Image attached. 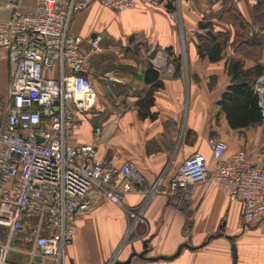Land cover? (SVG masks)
Returning <instances> with one entry per match:
<instances>
[{
  "label": "crops",
  "instance_id": "obj_1",
  "mask_svg": "<svg viewBox=\"0 0 264 264\" xmlns=\"http://www.w3.org/2000/svg\"><path fill=\"white\" fill-rule=\"evenodd\" d=\"M18 4L23 11H28L34 7L35 0H18ZM167 4L151 7L137 1L134 9L117 13L130 20L122 30L113 23L118 15L113 14V19L110 14L113 12L102 7L105 10H101L99 5L94 4L74 15L71 30L81 37L92 29L96 33L105 30L115 38L127 33L129 37L140 35L147 39L149 47L172 48L171 51L177 54L181 30L189 34L195 28L197 31V23L203 19L202 14L189 6L190 0H180L177 31L173 9L168 10ZM12 5L13 0H0V21L10 16ZM239 7L237 9L241 11ZM93 35L97 34L92 33L89 37L93 38ZM129 37L128 42L132 43L134 37L131 40ZM187 41V54L192 65L198 67L203 62L210 67V71H186L185 76L180 71L178 74L175 71H158L150 59L149 64L162 83L161 87L153 88L144 80V70L149 64L141 71H131L129 68L136 64L126 61L124 64L130 65L112 71L120 80L114 85L103 79L106 71L91 70L95 103L89 113L73 114L75 123L68 143L73 146L90 144L94 129L102 127L99 157L113 168L130 162L134 171L144 177L145 192L124 194L120 204L101 197L92 212L77 218L76 235L71 245L65 248L66 258L60 264H107L133 223L131 212L137 214L136 222L144 226L139 227L136 238L120 251V258L125 260L132 251H142L145 241L148 257L171 256L182 243L196 247L194 250L182 248L180 254L169 261L135 259L131 264H264V221L243 224L242 206L229 199L224 186L198 184L194 187L190 202L192 207L197 206L199 219L195 216L190 231H185V213L170 207L166 195L149 193L158 179L162 180L161 186L165 188L177 167L193 153L202 154L212 164L209 139L224 140L226 154L243 151L251 165L264 164L262 128L230 129L218 106L221 94L231 85V78L222 69L224 60L209 63L199 59L193 34ZM232 42L233 33L229 44ZM228 50L227 56H231V48ZM260 62L258 64L264 66V61ZM254 65L256 63L246 68ZM219 68L222 70L219 71ZM11 72L12 65L7 61L6 53L0 50V115H4L8 107L7 85ZM150 90L153 101L149 113L153 114V119L139 116L137 108L138 102ZM220 233L223 236L211 238L201 245L209 236ZM225 236L232 239L228 240ZM232 242L236 247L235 262L231 255Z\"/></svg>",
  "mask_w": 264,
  "mask_h": 264
},
{
  "label": "built area",
  "instance_id": "obj_2",
  "mask_svg": "<svg viewBox=\"0 0 264 264\" xmlns=\"http://www.w3.org/2000/svg\"><path fill=\"white\" fill-rule=\"evenodd\" d=\"M137 1L151 7L173 0H35L0 21V50L12 72L8 107L0 115V264H60L77 232V218L92 212L101 197L120 204L124 194L144 191V177L130 162L113 168L98 154L103 128L93 142L70 145L74 113H89L95 103L89 60L100 53V36L84 41L71 30L79 12L97 4L113 13L132 10ZM103 79L120 82L112 71ZM264 127V74L254 82ZM213 162L193 153L177 167L165 188L158 179L149 190L181 209L198 184L221 185L241 204L243 224L264 221V164L251 165L243 151L226 154L227 144L209 139ZM134 216V213H129ZM9 252L26 263L8 261Z\"/></svg>",
  "mask_w": 264,
  "mask_h": 264
},
{
  "label": "rangeland",
  "instance_id": "obj_3",
  "mask_svg": "<svg viewBox=\"0 0 264 264\" xmlns=\"http://www.w3.org/2000/svg\"><path fill=\"white\" fill-rule=\"evenodd\" d=\"M170 4L173 5V22L176 30L178 31V9L180 0H173ZM238 5H240L239 8L241 11L237 9ZM256 5L258 6L255 8ZM189 6L193 10H197L199 14H202L201 17L203 20L210 21L213 24L214 30L220 29L222 31H226L228 34H230V36L233 33V42L227 45L226 55L223 58V71H226V63L231 59L241 60L245 68L249 67V65L252 63L258 64V62L264 61V0H190ZM232 7H235L241 13L242 18L248 22L247 29L241 28V26L239 27V22L235 21L234 18H232L228 13L225 12L226 14H219L221 9H224L225 11ZM100 9L105 10L101 7ZM110 14L113 19H115V14L118 15L117 13ZM228 20L234 23V25L230 26L228 24ZM128 22H130L128 17L118 15V18L115 19L113 23L116 24V27H118L119 30H122L124 24ZM193 31L189 34L185 31L182 32L181 30L180 48L179 50L177 49V54L173 52V54H169L166 49H161L158 47L155 48V46L149 47L147 39L140 35H133L134 41L132 43L128 42V33L123 34L121 37L115 38L109 36L105 30H100V33H96V31L92 29L90 32H88V34L82 37L84 38V41H86L90 38L89 36L92 33L97 34L96 36H101L98 44L101 52L94 54L95 56H91L89 60V67L92 71H119L122 70L126 65H130L129 63L124 64L126 61L135 62L136 66L129 68L131 71H141V68L147 66L149 64V60L152 59L154 62L153 65L158 71H180L185 76L186 71H210V67L207 64H205V66L203 62H201L200 65L196 67V65L193 66L189 60L187 54V44L189 41L187 40L191 34L196 37L197 33H200V31H196V28ZM203 32L204 31H202V33ZM234 35L236 36L237 40L235 43ZM229 47L232 50L231 56H227ZM170 49L172 50V48ZM173 58L174 60L176 58V60L174 61ZM222 69L219 68V71ZM257 127H261L264 133L263 126ZM181 207L182 208L180 210H182L186 216L185 231L186 229L187 231H190L195 221V216L196 219H199L197 215V206L192 207V203L189 202L188 204L182 205ZM134 216L136 217L137 214L134 213ZM130 217V219L133 220V223L129 228L130 230L128 234L126 236L123 235L120 240L122 241L125 236V240L121 246V249L115 258L117 261L126 260H124V258H120V251L136 238L135 233H138L139 227L142 228L144 226V224L136 222L137 220H135V217L131 216V214ZM136 219L138 218L136 217ZM135 227L138 228L135 229ZM216 231H218L217 228ZM7 259L13 263L27 262L25 255L16 252H9Z\"/></svg>",
  "mask_w": 264,
  "mask_h": 264
},
{
  "label": "trees",
  "instance_id": "obj_4",
  "mask_svg": "<svg viewBox=\"0 0 264 264\" xmlns=\"http://www.w3.org/2000/svg\"><path fill=\"white\" fill-rule=\"evenodd\" d=\"M225 12L231 15L235 21L239 22V27L248 28V22L242 18L241 13L235 7L225 11L221 9L219 14L222 15ZM228 24L230 26L234 25L229 20ZM197 30L200 33H197L194 43L199 59L207 60L209 63H216L223 60L224 51L229 44L230 34L226 31L214 30L213 24L205 20L197 23ZM202 31L204 32L202 33ZM236 41V36L234 35V43ZM166 51L169 54L172 53L170 48H167ZM144 71V80L146 83L152 84L151 86L153 88L161 87L162 83L158 73L153 69L151 64ZM226 71L231 78V85L221 94L218 106L220 107L221 113L225 116L229 128L235 130L262 126L257 96L253 91V85L255 80L264 74V66L256 64L251 68H245L241 60L231 59L226 63ZM176 73L178 74L179 71H175ZM152 101V90H150L137 104L139 116H149L153 119V114L151 115L149 113V107Z\"/></svg>",
  "mask_w": 264,
  "mask_h": 264
},
{
  "label": "water",
  "instance_id": "obj_5",
  "mask_svg": "<svg viewBox=\"0 0 264 264\" xmlns=\"http://www.w3.org/2000/svg\"><path fill=\"white\" fill-rule=\"evenodd\" d=\"M166 8L168 10H171V9H173V5L169 3V4L166 5ZM131 38H133V37L131 36L129 39L131 40ZM129 230H127V232L125 233V236L128 234ZM221 235L223 236V234H221V233L220 234H216V235H211L201 245L206 244L211 238H214L216 236H221ZM125 236L122 239V241L120 242V244L118 245V247L116 249V252L114 253L112 259H110V261L107 264H131L132 261L135 260V259H138V260H141V261H148V262L159 261V260L169 261V260H172V259L176 258L180 254L182 248H187L189 250L196 249V247H192L188 243H182V244H180L178 246L176 252L173 255H171V256L159 255V256H155V257H148L147 256L148 250H147V247H146L147 242L145 241V242H143V249H142V251H140L139 253H137L135 251H132L128 255V257L126 258L125 261H117L115 258H116L117 253L121 249V246H122V244H123V242L125 240ZM225 238L228 239V240H231L232 239L231 237H228V236H225ZM230 247H231L232 260H233V262H235V260L237 258L236 257L237 255H236L235 243L232 242L231 245H230Z\"/></svg>",
  "mask_w": 264,
  "mask_h": 264
},
{
  "label": "flooded vegetation",
  "instance_id": "obj_6",
  "mask_svg": "<svg viewBox=\"0 0 264 264\" xmlns=\"http://www.w3.org/2000/svg\"><path fill=\"white\" fill-rule=\"evenodd\" d=\"M130 38V37H129ZM132 39V38H131Z\"/></svg>",
  "mask_w": 264,
  "mask_h": 264
}]
</instances>
